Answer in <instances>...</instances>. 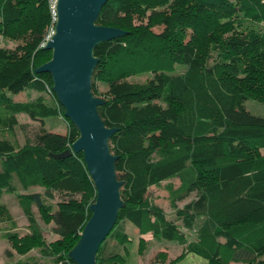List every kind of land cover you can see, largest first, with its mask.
<instances>
[{
  "label": "trees",
  "instance_id": "16d2710c",
  "mask_svg": "<svg viewBox=\"0 0 264 264\" xmlns=\"http://www.w3.org/2000/svg\"><path fill=\"white\" fill-rule=\"evenodd\" d=\"M50 24L47 0H0V35L17 41L0 47V197L14 192V178L25 190L43 189L16 194L28 230H7L4 237L18 254L36 249L50 264H64L74 263L68 252L96 198L82 153L72 150L78 130L65 117L67 133L42 128L35 143L19 144L16 114L43 122L56 115L54 105L63 116L64 108L55 94L49 105L41 96L14 101L10 95L52 89L50 74L35 71L52 55L41 46ZM96 24L126 32L93 49L98 61L91 91L99 97L97 83L107 86L97 111L106 126L117 128L108 142L123 201L96 264L122 263L120 254L103 252L109 237L121 246L129 241L127 222L140 235L139 254L145 234L183 246L168 261L158 252L160 264H192L183 260L189 253L204 264H264V117L244 107L246 99L264 103V0H107ZM157 26L162 29L155 32ZM176 65L184 71L173 73ZM142 73L152 75L128 81ZM64 151L70 153L55 157ZM163 181L176 216L194 230L193 240L148 195ZM57 195V202L47 201ZM33 206L58 238H44ZM0 222L16 226L4 205ZM36 262L32 255L14 264Z\"/></svg>",
  "mask_w": 264,
  "mask_h": 264
},
{
  "label": "water",
  "instance_id": "95a60500",
  "mask_svg": "<svg viewBox=\"0 0 264 264\" xmlns=\"http://www.w3.org/2000/svg\"><path fill=\"white\" fill-rule=\"evenodd\" d=\"M107 0H57L54 33L43 46L52 51L50 60L36 68L49 73L52 90L64 108V116L78 130L72 150L81 152L96 190L90 204L91 215L68 256L75 264H96V253L113 228L119 209L122 182L117 179V156L109 148V138L117 130L104 124L97 111L103 100L92 94L91 76L98 58L94 47L126 32L96 24ZM64 151L55 157L67 156Z\"/></svg>",
  "mask_w": 264,
  "mask_h": 264
},
{
  "label": "rangeland",
  "instance_id": "374dc122",
  "mask_svg": "<svg viewBox=\"0 0 264 264\" xmlns=\"http://www.w3.org/2000/svg\"><path fill=\"white\" fill-rule=\"evenodd\" d=\"M248 26H252L255 29H260L262 27L261 24L258 23H252L248 22L246 23ZM50 29V27L47 29V31ZM162 29V27L157 26L154 27L153 30L155 32H158ZM17 41L8 39L0 35V47H11L13 44L15 45ZM185 69V66L182 65H176L173 73H181ZM151 73H142L138 75H133L128 78V81L130 82H143L149 77H151ZM98 86V92L102 93L106 90L107 86L101 83H97ZM13 99H16L18 94H10ZM37 93L35 91H25L21 95V99H33L36 98ZM99 96V97H101ZM42 100L46 104H55L53 98L46 93L41 94ZM57 109V113L54 116L45 117L43 119V122H41L38 119H32L27 114L20 113L18 114L19 118V124L18 126L14 127V134L15 138L18 140L20 144H25L26 142L29 143H35L36 141V135L39 133L40 129H44L46 131L52 130L62 133L68 132V122L65 119V116H63L61 110L54 105ZM244 107L246 110H248L250 113L258 116L264 117V103L259 102L254 99H246L244 101ZM173 182H176V180H172ZM167 181H163L160 185H154L151 186L148 190V195L151 196L154 201L159 205L163 211H165L166 216L168 219H171L172 221L176 222L179 226V228L187 235L189 240H193L196 236L194 230H189L185 228L182 225V221L176 216L175 210L171 207L169 200H168V193L165 189V184ZM14 192L9 193L8 195H3L0 198V204H5L7 207H9V210L12 212V215L14 217V221L17 222L18 229L20 232H25L28 227V222L26 219L25 214L23 213L21 207L17 205L16 200V194L17 193H24V192H32V191H39L43 192V189L41 187H29L28 189H22L16 178H14ZM176 184V183H175ZM195 193H191L186 199L182 201H178L176 203L177 207H182L185 203L190 201L195 197ZM59 199V196L57 195L52 201L47 200L49 202L55 203ZM8 210V209H7ZM8 210V211H9ZM33 212L35 214V217L43 229V234L45 239H49L53 236V234H56L53 230L52 223L45 224L38 211L37 208L33 206ZM4 223V222H2ZM3 225H0V227ZM125 231L130 238L128 242L124 246H121L117 241L109 237L107 239L106 245L104 247V254L109 253H118L120 256L123 257V261L121 264H143V263H150V264H160V259L156 258V254L160 251L164 252L166 254L167 261L176 258L182 253L183 246L168 240H156L152 238L151 234H145L142 237L146 240L145 248L142 252V254H139L137 252V246H138V238L140 235L135 231L133 225L129 222L124 223ZM53 230V231H52ZM1 239V238H0ZM3 240H0V246L3 247L2 253L0 254L1 258H3L5 261H14L18 258H23L24 255L18 254L15 249L11 246V243L7 240H5L6 245L3 246ZM1 247V248H2ZM37 250H31L28 252L29 254L34 253L36 254ZM44 260L41 259L38 264H44Z\"/></svg>",
  "mask_w": 264,
  "mask_h": 264
},
{
  "label": "crops",
  "instance_id": "0c3cea01",
  "mask_svg": "<svg viewBox=\"0 0 264 264\" xmlns=\"http://www.w3.org/2000/svg\"><path fill=\"white\" fill-rule=\"evenodd\" d=\"M16 45V44H15ZM14 44L11 46V47H13V46H15ZM26 91V90H25ZM25 91H23V92H20V93H18V95H17V97H16V99H13L14 101H28V100H34L35 98H33V99H21V95H22V93H24ZM27 91H30V90H27ZM32 91H34V90H32ZM36 93H37V96H36V98L38 97V96H41V94H42V92L40 93V92H37V91H35ZM12 97V96H11ZM18 114H20V113H18ZM18 114H16V119H17V124L15 125V127L16 126H18V124H19V118H18ZM25 114V113H24ZM49 131V130H48ZM49 132H53L52 130H50ZM54 132H56V133H60V134H64V133H62V131H60V132H57V131H54ZM16 139V138H15ZM16 141L18 142V140L16 139ZM19 143V142H18ZM20 144V143H19ZM0 169H1V166H0ZM174 180H176V182H174V184L177 186L178 184H179V180L178 179H174ZM18 182V181H17ZM19 184V183H18ZM13 185H15L14 184V180H13ZM20 186V185H19ZM21 187V186H20ZM22 188V187H21ZM23 189V188H22ZM9 193H3L2 195H1V197L3 196V195H8ZM0 197V198H1ZM154 200V199H153ZM155 202V201H154ZM156 203V202H155ZM157 204V203H156ZM0 205H4L8 210H9V207H7L5 204H0ZM17 205L19 206V204L17 203ZM20 207V206H19ZM9 212L11 213V215H12V212L9 210ZM12 219H14V217H13V215H12ZM10 222H4V223H2V222H0V225H3V226H1L0 227V240H3L4 242H3V246L4 245H6V242H5V240L7 241V239H5V237H4V233L7 231V230H12V231H16V232H19V234L20 235H23L25 232H27V230L28 229H26V231L25 232H20L19 231V229H18V225H17V222H16V226L15 227H10ZM52 225H53V223H52ZM53 227V226H52ZM41 229H42V227H41ZM53 231V230H52ZM42 233H43V229H42ZM43 236H44V234H43ZM56 238H58V235L57 234H53V236L52 237H50L49 239H46L47 241H52V240H54V239H56ZM2 246H0V254L2 253V250H3V247L1 248ZM32 255H35L36 257H37V262H36V264H38L39 263V261L41 260V259H43L44 260V264H50V259L49 258H47V257H39V254H38V252H36V254H34V253H31V254H29V253H27V254H24V257L23 258H18V259H16V260H14V261H5L3 258H1V256H0V264H7V263H11V264H14V263H18V262H20V261H24L28 256H32ZM185 262H190V263H192V264H204V261L202 260V259H200V258H198L197 256H195V255H193V254H186L185 255V257H184V259H183Z\"/></svg>",
  "mask_w": 264,
  "mask_h": 264
},
{
  "label": "built area",
  "instance_id": "2783aa9c",
  "mask_svg": "<svg viewBox=\"0 0 264 264\" xmlns=\"http://www.w3.org/2000/svg\"><path fill=\"white\" fill-rule=\"evenodd\" d=\"M49 9H50V13H51V24H50V29L47 31L46 35L44 36V39L41 42V46H44L45 43L47 42V40H49L51 38V36L54 33V25H55V21H56V5H57V0H47ZM46 93L49 94L51 97H53L54 92L53 90L49 87L46 86ZM64 264H75V263H71L69 261H66Z\"/></svg>",
  "mask_w": 264,
  "mask_h": 264
}]
</instances>
